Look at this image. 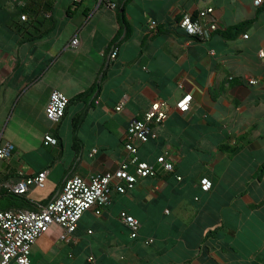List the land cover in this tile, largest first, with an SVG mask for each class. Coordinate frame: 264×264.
<instances>
[{"label":"crops","instance_id":"1","mask_svg":"<svg viewBox=\"0 0 264 264\" xmlns=\"http://www.w3.org/2000/svg\"><path fill=\"white\" fill-rule=\"evenodd\" d=\"M112 1L116 9L99 0L76 7L67 0V17L58 20L55 0H29V8L51 18L41 27L47 36L26 42L10 27L23 24L22 0H0V139L12 142L17 154L0 163V177L48 172L45 187L28 192V210L53 201L69 178L118 171L131 158V122L155 102L169 106L168 118L152 126L155 137L137 144L140 161L157 175L139 179L125 194L114 192L101 215L86 212L68 241L53 226L33 246L31 264H264V176L254 177L264 164V2ZM209 7L220 30L204 41L181 30L184 15ZM123 15L132 28L129 39L119 34ZM119 35V56L107 64ZM76 37L80 44L72 48ZM103 75L98 99L71 104L59 124L47 118L54 91L72 99ZM187 95L191 108L183 112L177 105ZM14 120L23 122L29 138L36 131L41 136L27 142L24 155L8 134ZM47 134L58 144L46 145ZM163 154L174 173L157 163ZM204 178L213 184L210 191L202 189ZM122 211L140 221L139 238H131Z\"/></svg>","mask_w":264,"mask_h":264},{"label":"built area","instance_id":"2","mask_svg":"<svg viewBox=\"0 0 264 264\" xmlns=\"http://www.w3.org/2000/svg\"><path fill=\"white\" fill-rule=\"evenodd\" d=\"M16 1L17 0H10ZM29 0H22L24 6ZM81 0H73L80 2ZM264 0H255L256 6H261ZM105 3L111 9L117 8V3L112 0H99V4ZM214 8L209 7L198 12L197 15L186 14L178 23L181 30L188 36L199 41H204L210 34L221 29L218 22L213 18ZM22 20H26L22 16ZM156 22L152 23V28ZM248 38V35L245 36ZM80 39L75 38L71 42L72 48H77ZM119 43L112 46L107 58V64L115 61L119 56ZM264 60V51L259 53ZM108 66V65H107ZM251 85L257 80H250ZM192 96L187 95L178 102V109L187 112L191 108ZM183 102V103H182ZM70 98L61 91H54L46 107V116L54 124H59L66 115ZM98 103V101H97ZM119 107L117 110H121ZM168 104L163 101L155 102L141 120H134L128 128V142L126 149L131 158L123 161L115 173L95 175L90 179L82 176H74L65 181L62 191L58 196L46 205H38L36 210L27 211H0V264H31L32 248L38 239L46 234L53 226L62 228L61 239L68 241L77 231L84 214L94 210L101 215L104 210L113 203V193L125 194L134 189L142 178L155 177L157 171L154 166L147 162H141L138 153V143H146L155 137L152 126L161 124L168 118ZM45 144L57 145L58 140L52 135L45 136ZM16 146L12 142H2L0 139V163L8 162L16 157ZM157 163L167 173H174L175 167L167 158L166 154L158 157ZM130 167L134 172H130ZM48 172L44 171L36 176H24L19 174L16 179L2 180L0 177V195L3 191L17 195H26L31 187L44 188ZM182 180L181 176L177 177ZM202 189L210 191L213 187L208 178L201 181ZM168 212V211H167ZM121 220L130 230L132 239L140 237V221L127 211L120 214ZM147 244L154 242L153 238H145ZM91 262L94 258H90Z\"/></svg>","mask_w":264,"mask_h":264},{"label":"trees","instance_id":"3","mask_svg":"<svg viewBox=\"0 0 264 264\" xmlns=\"http://www.w3.org/2000/svg\"><path fill=\"white\" fill-rule=\"evenodd\" d=\"M29 3L30 2H28L27 4L25 3L24 6L19 5L18 16L20 17V20L23 24H20V25L19 24L15 25L13 23L10 24L11 28H13L18 33L24 35L23 40L26 42L37 41V40H40V39L44 38L45 36H47L49 33V30L43 31V30H41V27L46 23V21H48L51 18V17L46 16V15L40 17L39 16L40 12H37V10L34 8H29ZM78 3L79 2H73V6L76 7L78 5ZM31 13H35V15H32ZM67 14L70 15V12H68ZM30 15H32V17ZM22 16L26 17L25 21L22 20ZM29 19H31L32 21L30 22ZM122 25H123V27H122L123 30H121V32H119V34L121 36L123 34H125L124 38L129 39L132 35V28H131L127 18L125 17V15L122 16ZM243 26H244V24L239 25V26L233 28V30H235V32H237ZM29 28H33L34 31L31 32ZM226 34H227V32H224V35H226ZM120 35L117 36V40H115V42L120 40V37H121ZM104 78H105V76L103 75L99 79L100 81H97L91 89H89L86 92L79 94L75 98L70 99L69 106L71 104L78 103V102L87 103L92 98L98 99L97 97H98L99 92L101 90V86H102L101 83L104 81ZM86 113H87L86 111H83V113L78 114V116L74 119L73 124H74L75 130L79 127L80 123L84 121V119L86 117ZM263 176H264V164H262V166L260 167V169L258 170V172L255 174L254 177L260 179ZM8 179H10L8 176H6L5 178H2V180H8ZM26 196H27V194L26 195H17L14 193H8V192L3 191L0 195V211H8V210L27 211L29 206H31V201Z\"/></svg>","mask_w":264,"mask_h":264},{"label":"rangeland","instance_id":"4","mask_svg":"<svg viewBox=\"0 0 264 264\" xmlns=\"http://www.w3.org/2000/svg\"><path fill=\"white\" fill-rule=\"evenodd\" d=\"M57 3V6H56V17L58 20H60L61 18H66L67 15L65 14V11H66V7H67V0H55ZM70 4H73V0H70ZM61 14L60 16L58 14ZM69 19V18H68ZM23 125V122H16V120H14L11 125H10V128L8 130V134L10 136H13V138L16 139V141H18V145H19V148L21 149L22 151V154L24 155V151H27L28 148H27V142L29 140H32L34 139V141L37 143L38 141H40L41 139V136H40V133L38 131H36V137L34 136L33 138H29L28 136L24 135V130L22 129V126ZM39 134V136H38ZM28 158H32V156L28 157ZM39 159H43L42 157L39 158ZM196 200L198 201L199 198H196Z\"/></svg>","mask_w":264,"mask_h":264},{"label":"snow or ice","instance_id":"5","mask_svg":"<svg viewBox=\"0 0 264 264\" xmlns=\"http://www.w3.org/2000/svg\"><path fill=\"white\" fill-rule=\"evenodd\" d=\"M183 103V102H182Z\"/></svg>","mask_w":264,"mask_h":264}]
</instances>
